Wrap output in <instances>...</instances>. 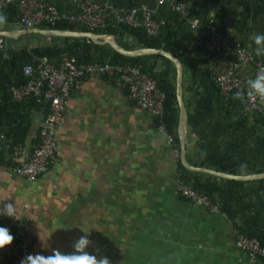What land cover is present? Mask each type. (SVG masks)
Returning a JSON list of instances; mask_svg holds the SVG:
<instances>
[{
    "label": "crops",
    "instance_id": "1",
    "mask_svg": "<svg viewBox=\"0 0 264 264\" xmlns=\"http://www.w3.org/2000/svg\"><path fill=\"white\" fill-rule=\"evenodd\" d=\"M46 1L70 17L79 13L85 0ZM89 1L107 19L119 11H133L140 22L148 9L153 19L165 22L173 13L169 5L155 0ZM184 1L192 17L202 26L212 22L225 39L216 57L207 59L204 51L194 57L195 64L207 66L212 75L227 72L235 55L232 44L238 42L251 52L253 61L236 74L244 80L254 77L255 62L264 63V55L256 54L250 36L264 33V0ZM15 26L21 29L18 22ZM183 27L176 39L181 50L189 48L188 34L196 37V28L187 20ZM115 39L131 49L141 48L128 33ZM189 76L183 74V99L190 95ZM32 118L26 146L34 144L43 120L40 112ZM192 135H186L187 161ZM55 139L48 171L32 181L13 171V159L6 151L0 153V199L14 203L15 217L30 222L34 242L27 255H50L52 249L69 252L80 236L87 235L86 251L107 257L110 264H264L235 246V225L242 216L232 222L177 193L178 160L155 130L152 116L135 106L114 79L93 76L75 82L64 120L55 127ZM13 219L0 216V226L11 233ZM23 257L13 241L0 249V264H20Z\"/></svg>",
    "mask_w": 264,
    "mask_h": 264
},
{
    "label": "trees",
    "instance_id": "2",
    "mask_svg": "<svg viewBox=\"0 0 264 264\" xmlns=\"http://www.w3.org/2000/svg\"><path fill=\"white\" fill-rule=\"evenodd\" d=\"M1 30L13 29L18 22L16 4L0 8ZM184 20L176 13L164 22L154 36H149L143 27L129 28L117 25L105 30H91L97 34H112L118 39L123 33L132 35L140 47L164 49L177 57L183 66V74L189 72L186 84L189 97H184L187 109L188 132L195 136L188 161L197 167H206L232 175L264 172V117L252 113L243 115L242 100L233 92L225 99L213 82L212 72L207 66H197L194 57L204 53L202 46H193V34H188L189 48L181 50L176 39L183 33ZM90 31L85 26L67 21L40 28ZM0 48V133L11 144H24L33 124L32 115L40 112L44 117L48 111L46 103L28 96L16 102L10 88L25 83L22 67L33 56H46L57 62L64 56H73L78 62L139 65L141 71L151 76L157 88L164 93V123L173 135L179 151L176 134L178 107L175 98V69L165 57L148 55L127 57L112 50L108 45H96L85 38H53L57 40L44 46H12L17 41L3 38ZM2 41V40H1ZM10 41V42H8ZM126 49H131L121 43ZM158 61H162L160 65ZM182 181L199 193L207 196L217 210L234 221L242 216L235 228L249 238L264 244V178L248 181L229 180L210 174L190 172L178 160ZM182 197V196H181Z\"/></svg>",
    "mask_w": 264,
    "mask_h": 264
},
{
    "label": "built area",
    "instance_id": "3",
    "mask_svg": "<svg viewBox=\"0 0 264 264\" xmlns=\"http://www.w3.org/2000/svg\"><path fill=\"white\" fill-rule=\"evenodd\" d=\"M155 1L158 4L169 5L170 9L181 19L187 20L193 28H196L193 43L203 47L207 59L217 56L225 39L212 22L202 26L196 18L192 17L191 9L184 0ZM13 3L16 4L18 10V25L23 29L40 28L42 25L52 26L65 20L85 26L90 31L105 30L120 24L129 28L143 27L149 36H154L164 24L162 20L153 19L148 9L143 10L140 22L134 18L133 11H119L107 19L95 11L94 4L89 0L80 3L79 13L70 17L56 11L46 0H0V8ZM1 47L2 41L0 40ZM232 47L235 55L229 70L212 75L213 82L225 99L233 92L240 93L243 115L256 113L264 117V100L256 96H248L247 80L236 74L237 69L253 61V56L238 42H234ZM258 72H264V63L260 61L255 62L254 76ZM22 74L26 81L22 85L10 88L12 99L20 102L32 96L38 102L46 103L48 111L34 135L35 142L32 146L11 144L0 133V153L6 151L10 155L14 162L13 171L16 174L32 181L48 171L57 145L55 127L64 120L65 106L71 90L78 79L93 76L114 79L117 88L124 91L135 106L148 112L154 120L155 130L164 136L171 153L178 160L179 151L174 137L164 123V93L157 88L151 76L141 71L139 65L78 62L73 56H64L59 61L52 62L46 56H33L29 63L23 65ZM175 189L180 196L192 203L203 206L210 212H218L206 195L197 192L182 181L179 169L176 173ZM4 203L7 202L0 199V210L3 209ZM11 227L15 247L23 257L27 255L34 242L30 234V222L24 217L17 216L11 221ZM234 243L250 259L264 260V244L256 238H249L235 229Z\"/></svg>",
    "mask_w": 264,
    "mask_h": 264
},
{
    "label": "water",
    "instance_id": "4",
    "mask_svg": "<svg viewBox=\"0 0 264 264\" xmlns=\"http://www.w3.org/2000/svg\"><path fill=\"white\" fill-rule=\"evenodd\" d=\"M37 33L45 37H58V38H85L90 40L96 45H108L112 50L119 53L120 55L127 57H139L148 55H159L168 59L174 66L175 69V98L178 107V123L176 134L179 142V163L180 165L190 171L210 174L218 178L238 180V181H248L264 178V172L262 173H252L246 175H232L229 173H224L216 171L214 169L206 167H197L190 164L186 159V135L188 134L187 126V109L185 107L183 99V66L181 61L164 49L156 48H135L126 49L122 47L112 34H97L92 31H76V30H62V29H45V28H35V29H13L0 30V37L9 39H18L21 36H27L29 34ZM192 135V134H191ZM193 136V135H192ZM178 170V169H177Z\"/></svg>",
    "mask_w": 264,
    "mask_h": 264
},
{
    "label": "clouds",
    "instance_id": "5",
    "mask_svg": "<svg viewBox=\"0 0 264 264\" xmlns=\"http://www.w3.org/2000/svg\"><path fill=\"white\" fill-rule=\"evenodd\" d=\"M0 16V22L3 21ZM250 39L255 43V52L258 56L264 55V33H253ZM248 89V96H256L264 100V72H258L254 77L246 81ZM239 97L240 93L237 92ZM0 215L15 218V206L12 202L4 203L3 209L0 210ZM85 233V232H84ZM87 234V233H86ZM13 241V235L9 229L0 226V249L6 245H10ZM90 241L87 235H82L72 245V250L69 252H62L58 249H52L50 255L41 253L28 254L23 257L20 264H110L107 257L97 258L96 255L90 254L86 251Z\"/></svg>",
    "mask_w": 264,
    "mask_h": 264
},
{
    "label": "rangeland",
    "instance_id": "6",
    "mask_svg": "<svg viewBox=\"0 0 264 264\" xmlns=\"http://www.w3.org/2000/svg\"><path fill=\"white\" fill-rule=\"evenodd\" d=\"M45 29H47L46 26H44ZM52 38V39H50ZM45 37V36H42V35H39L37 33H34V34H29L27 36H21L19 37V39L17 41H14V42H11L10 44L12 46H22V45H26L27 47L31 48V47H34V46H44V45H47V44H52L54 43V39L55 37ZM0 40H5L3 39V37H0ZM10 42V41H8Z\"/></svg>",
    "mask_w": 264,
    "mask_h": 264
}]
</instances>
